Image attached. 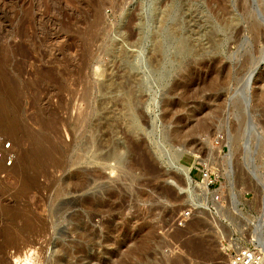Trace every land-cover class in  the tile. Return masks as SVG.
<instances>
[{
    "label": "rangeland",
    "instance_id": "1",
    "mask_svg": "<svg viewBox=\"0 0 264 264\" xmlns=\"http://www.w3.org/2000/svg\"><path fill=\"white\" fill-rule=\"evenodd\" d=\"M263 97L264 0H0V264H227L264 217Z\"/></svg>",
    "mask_w": 264,
    "mask_h": 264
},
{
    "label": "built area",
    "instance_id": "2",
    "mask_svg": "<svg viewBox=\"0 0 264 264\" xmlns=\"http://www.w3.org/2000/svg\"><path fill=\"white\" fill-rule=\"evenodd\" d=\"M17 158V150L12 141L0 133V162L5 166H11ZM202 178L206 181V186L215 184L216 177L209 170L201 171ZM188 215V212L185 213ZM182 222L179 221L178 225ZM227 264H264V252L256 247L252 242L242 244L230 251Z\"/></svg>",
    "mask_w": 264,
    "mask_h": 264
},
{
    "label": "bare ground",
    "instance_id": "3",
    "mask_svg": "<svg viewBox=\"0 0 264 264\" xmlns=\"http://www.w3.org/2000/svg\"><path fill=\"white\" fill-rule=\"evenodd\" d=\"M251 81V80H250ZM108 93H111L110 91H108ZM108 93H107V95H108ZM115 94H116V92H114ZM106 95V94H105ZM262 96H263V94H262ZM121 97V96H120ZM264 98V97H263ZM106 109V111H102V114L101 115H99L98 117H96L97 119L94 121V125H96V124H98V125H100L101 123L103 124H110V123H114L115 121H117L118 120V123L121 125V127L124 129V127H125V122H124V120H122L121 119V117H119V115H118V113L115 111V109L116 108H112V107H106L105 108ZM239 116V115H238ZM119 117V119H117ZM239 118L240 119H243V115L241 116H239ZM85 119V118H84ZM117 119V120H116ZM121 119V120H120ZM241 122H242V120H241ZM86 123V122H85ZM92 124V123H91ZM120 127V126H119ZM96 128H98V127H96ZM109 128V127H108ZM126 128V127H125ZM106 129H107V127H106ZM105 129V130H106ZM94 130H96L95 128H94ZM100 131H101V129H100ZM99 131V132H100ZM107 131V130H106ZM108 131H109V129H108ZM117 131V130H116ZM102 132V131H101ZM110 133H113V131H112V129H111V131H109ZM102 133H104V132H102ZM115 133H117V132H115ZM96 134V133H95ZM181 134V133H180ZM179 134V135H180ZM103 135V134H102ZM104 135H106V133L104 134ZM113 135V134H112ZM116 134H114V136H115ZM110 136V135H109ZM108 136V137H109ZM114 136H113V138H114ZM105 137V136H104ZM106 138V137H105ZM118 138V137H117ZM101 139V138H100ZM99 139V140H100ZM108 139V138H107ZM111 141V140H110ZM116 141V140H115ZM115 143V142H114ZM111 144V143H110ZM109 144V145H110ZM108 145V146H109ZM113 145V144H112ZM119 145V144H118ZM103 146V144L101 145V147ZM106 147H107V145H105ZM184 146V145H183ZM104 147V146H103ZM112 147H114V146H112ZM185 147V146H184ZM183 147V150H182V153L184 154V155H190V156H192V157H194V159L196 160V159H199L200 157H201V155H199L198 153H195V152H193L191 149H188V148H184ZM105 148V147H104ZM108 149L110 150V148L108 147ZM180 149H182V148H180ZM105 150V149H104ZM109 150H108V152H109ZM113 151H115V148H113ZM112 154V153H111ZM110 154V155H111ZM144 162V161H143ZM263 162V161H262ZM136 165V164H135ZM259 166V168H260V171L261 172H258V174H257V176L259 177V182L260 183H262L263 184V187H264V173H263V170H264V162L263 163H261V165H258ZM189 166H184V167H182V168H180V169H178V171L180 172V173H182L184 176H185V178L186 179H189ZM256 177V176H255ZM152 180V179H151ZM154 180V179H153ZM136 182V181H135ZM258 182V181H257ZM139 183V182H138ZM113 195V194H112ZM97 197V196H96ZM110 197V196H109ZM99 198H101V197H99ZM109 199H111V198H109ZM95 201L97 200L96 198L94 199ZM101 199H99V201H100ZM94 201V202H95ZM111 202V201H110ZM97 203H99L98 201H97ZM96 203V204H97ZM105 203H106V205H107V202L105 201ZM105 205V204H104ZM111 205V204H110ZM108 206H109V203H108ZM98 207V206H97ZM113 206H111V208H112ZM105 208H108V207H105L104 206V209ZM110 208V209H111ZM118 208V207H117ZM263 216H264V205H263ZM101 209H102V207H101ZM103 209V210H104ZM98 210H100V209H98ZM112 210V209H111ZM102 211V210H101ZM106 211V210H105ZM108 211H109V208H108ZM103 214V213H102ZM259 229H257V231H259V233H256L255 235H254V240L256 241V247H258V248H260L263 252H264V217H263V219H262V221L259 223V227H258ZM193 247V246H192ZM237 247H239V246H237ZM236 247V248H237ZM203 244H201V243H199V244H196L195 245V247H194V249L195 250H200V251H204L203 250ZM235 248V249H236ZM206 250H208V249H206ZM205 250V252H207ZM210 253H211V251H210ZM206 254V253H205ZM205 256V255H204ZM180 262H181V260H177V261H174L172 264H180ZM183 262V261H182ZM23 264H28V263H26V262H24ZM184 264V263H183Z\"/></svg>",
    "mask_w": 264,
    "mask_h": 264
}]
</instances>
